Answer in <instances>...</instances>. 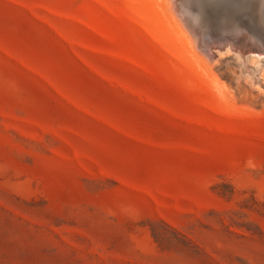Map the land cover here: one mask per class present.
I'll use <instances>...</instances> for the list:
<instances>
[{
    "label": "rangeland",
    "instance_id": "374dc122",
    "mask_svg": "<svg viewBox=\"0 0 264 264\" xmlns=\"http://www.w3.org/2000/svg\"><path fill=\"white\" fill-rule=\"evenodd\" d=\"M177 3L0 0V264H264V0Z\"/></svg>",
    "mask_w": 264,
    "mask_h": 264
},
{
    "label": "bare ground",
    "instance_id": "6f19581e",
    "mask_svg": "<svg viewBox=\"0 0 264 264\" xmlns=\"http://www.w3.org/2000/svg\"><path fill=\"white\" fill-rule=\"evenodd\" d=\"M178 0H172V5H173V8H174V10H175V12H176V14H177V17H178V19H179V21H180V24H181V27H183V29H185L186 31H189V32H191L193 29H191L189 26H188V22L185 20V18L183 17V15H181L180 14V12H179V5H178ZM177 19V20H178ZM243 26V25H242ZM246 32H248L247 33V35H248V37H247V39H249V41H250V43H255L257 46H259L260 47V50H261V52H263V53H261L262 55L264 54V42L262 43V41H260V40H258V39H254L253 38V36L252 35H250L251 33H250V31H249V29H248V27L246 28V30H236V31H232L231 32V35H233V36H235L236 37V35H241V34H239V33H246ZM245 37V36H244ZM232 39V38H231ZM225 40V39H224ZM223 40V41H224ZM227 40V39H226ZM205 41V40H204ZM220 41H222V40H220ZM219 41V42H220ZM235 41H237V40H235ZM234 41V42H235ZM215 43H217L216 41H215ZM196 44L199 46V48H202V50H204V51H206V53H207V51H208V55H209V52H211V47H210V45L209 44H205V43H202V41L201 40H199L198 38H196ZM195 44V45H196ZM210 44H212V43H210ZM216 45V44H215ZM233 45V44H232ZM253 45V44H252ZM198 46H197V48H198ZM248 48H246V49H248V50H250V48H249V46L250 45H246ZM250 47H252L253 48V46H250ZM255 47V46H254ZM254 50V49H253ZM256 50H257V52L258 53H260V51H258V49L256 48ZM250 51H252V50H250ZM252 52H255V51H252ZM261 55V56H262ZM205 56H206V54H205ZM207 57V56H206Z\"/></svg>",
    "mask_w": 264,
    "mask_h": 264
}]
</instances>
